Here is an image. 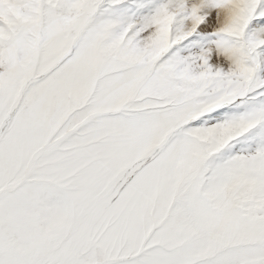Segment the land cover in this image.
<instances>
[{"label":"snow or ice","instance_id":"obj_1","mask_svg":"<svg viewBox=\"0 0 264 264\" xmlns=\"http://www.w3.org/2000/svg\"><path fill=\"white\" fill-rule=\"evenodd\" d=\"M0 264H264V0H0Z\"/></svg>","mask_w":264,"mask_h":264}]
</instances>
